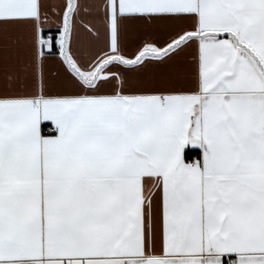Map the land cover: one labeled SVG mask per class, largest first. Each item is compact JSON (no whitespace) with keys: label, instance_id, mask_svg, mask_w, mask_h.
Here are the masks:
<instances>
[{"label":"snow or ice","instance_id":"6c2138e0","mask_svg":"<svg viewBox=\"0 0 264 264\" xmlns=\"http://www.w3.org/2000/svg\"><path fill=\"white\" fill-rule=\"evenodd\" d=\"M0 264H264V0H0Z\"/></svg>","mask_w":264,"mask_h":264}]
</instances>
